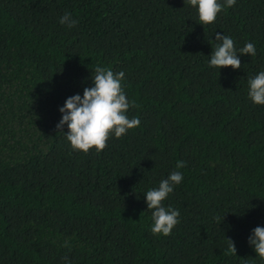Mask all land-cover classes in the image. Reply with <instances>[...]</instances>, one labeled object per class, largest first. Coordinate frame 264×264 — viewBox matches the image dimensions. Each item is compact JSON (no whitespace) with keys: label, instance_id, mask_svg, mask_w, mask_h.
<instances>
[{"label":"trees","instance_id":"1","mask_svg":"<svg viewBox=\"0 0 264 264\" xmlns=\"http://www.w3.org/2000/svg\"><path fill=\"white\" fill-rule=\"evenodd\" d=\"M216 32L256 55L209 67ZM98 65L124 71L141 123L85 153L59 108ZM261 70L264 0L207 25L184 0H0V264H264L248 243L264 225V105L247 96ZM173 170L162 203L179 223L153 234L143 193Z\"/></svg>","mask_w":264,"mask_h":264},{"label":"clouds","instance_id":"2","mask_svg":"<svg viewBox=\"0 0 264 264\" xmlns=\"http://www.w3.org/2000/svg\"><path fill=\"white\" fill-rule=\"evenodd\" d=\"M184 2L196 9L198 22L207 25L216 20L217 14L223 8L232 7L236 0H223V3L220 0H184ZM59 23L72 28L78 21L66 11L59 18ZM215 40L219 43L210 54L209 67L220 70L222 67L231 66L233 70L239 69L241 60L238 54L256 55V47L251 41L237 49L233 38L224 33L216 32ZM94 72L92 86L85 87L82 95L76 93L66 98L59 108L62 115L57 123L58 129L67 125L69 131L64 134L71 148L85 153L92 148L97 152L102 151L110 134L120 138L141 123L139 117L129 118L127 115L129 108L136 105L127 98L122 86V81L125 79L124 71L114 73L110 68L98 65ZM247 96L253 104L264 105V70L248 78ZM184 166L185 162L178 160L175 167L180 169ZM182 181L183 173L173 170L166 178L160 180L158 187L143 193L147 210H151L152 224L149 228L153 234L169 235L179 223V209L171 205L165 207L162 202ZM230 241L229 247L235 251L234 243ZM248 243L254 249L256 256L264 261V225H258L251 230Z\"/></svg>","mask_w":264,"mask_h":264}]
</instances>
